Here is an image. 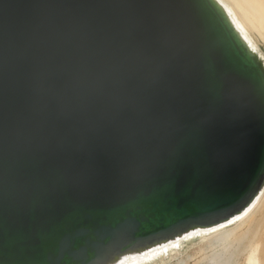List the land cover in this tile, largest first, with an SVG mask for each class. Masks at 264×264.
Masks as SVG:
<instances>
[{
  "label": "water",
  "instance_id": "water-1",
  "mask_svg": "<svg viewBox=\"0 0 264 264\" xmlns=\"http://www.w3.org/2000/svg\"><path fill=\"white\" fill-rule=\"evenodd\" d=\"M261 59L214 0H0V264H116L241 211Z\"/></svg>",
  "mask_w": 264,
  "mask_h": 264
},
{
  "label": "bare ground",
  "instance_id": "bare-ground-1",
  "mask_svg": "<svg viewBox=\"0 0 264 264\" xmlns=\"http://www.w3.org/2000/svg\"><path fill=\"white\" fill-rule=\"evenodd\" d=\"M215 3L226 15L229 23L242 40L244 45L254 54L258 50L256 42L252 39L256 33L264 40V3L261 0H214ZM252 37V38H251ZM258 57L261 56L258 53ZM263 67L264 60L261 59ZM264 181L259 189L254 193L250 201L243 209L234 214L227 221L209 228H197L187 231L183 236L170 240L164 244L158 245L142 254L128 255L122 258L116 264H169L177 257H181L186 251L177 249L179 241L201 233L198 244L215 241H237V239H247L249 235L256 236L259 229L264 226ZM260 218L252 224L257 215ZM246 230L243 232V230ZM264 230V229H263ZM264 236V235H263ZM181 245V243H180ZM193 245V244H192ZM183 246V245H182ZM252 241H250V247ZM262 244L255 245L248 264H259L258 251ZM183 248V247H182ZM260 252V251H259ZM214 253V252H213Z\"/></svg>",
  "mask_w": 264,
  "mask_h": 264
},
{
  "label": "rangeland",
  "instance_id": "rangeland-1",
  "mask_svg": "<svg viewBox=\"0 0 264 264\" xmlns=\"http://www.w3.org/2000/svg\"><path fill=\"white\" fill-rule=\"evenodd\" d=\"M252 38V37H251ZM256 45L258 46L257 52L264 60V40L254 34L252 38ZM264 214V210L262 212ZM260 218V214L256 216L252 224ZM264 226L259 229L256 236L249 235L247 239H242L237 241H232L228 239L227 241H215L207 242L204 244H198V240L201 237V233L196 235H191L181 241L176 245L177 249L185 250L181 257H177L174 261L169 264H248V260L252 254L255 245H260L261 249L258 251L259 264H264ZM246 228L243 230V232ZM250 241H252V246L250 247ZM181 243V245H180ZM193 244V245H192ZM183 245V246H182ZM183 247V248H182ZM214 252V253H213Z\"/></svg>",
  "mask_w": 264,
  "mask_h": 264
},
{
  "label": "snow or ice",
  "instance_id": "snow-or-ice-1",
  "mask_svg": "<svg viewBox=\"0 0 264 264\" xmlns=\"http://www.w3.org/2000/svg\"><path fill=\"white\" fill-rule=\"evenodd\" d=\"M262 3H264V0H261Z\"/></svg>",
  "mask_w": 264,
  "mask_h": 264
}]
</instances>
